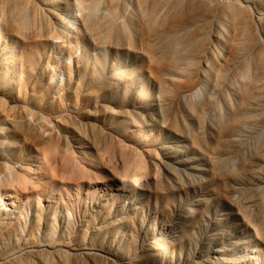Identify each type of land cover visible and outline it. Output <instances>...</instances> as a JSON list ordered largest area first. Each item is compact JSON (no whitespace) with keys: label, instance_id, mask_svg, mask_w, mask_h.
<instances>
[{"label":"rangeland","instance_id":"obj_1","mask_svg":"<svg viewBox=\"0 0 264 264\" xmlns=\"http://www.w3.org/2000/svg\"><path fill=\"white\" fill-rule=\"evenodd\" d=\"M32 1L26 41L0 5V264H264V0Z\"/></svg>","mask_w":264,"mask_h":264},{"label":"bare ground","instance_id":"obj_2","mask_svg":"<svg viewBox=\"0 0 264 264\" xmlns=\"http://www.w3.org/2000/svg\"><path fill=\"white\" fill-rule=\"evenodd\" d=\"M76 2L79 4L81 10L88 6V2L85 0H77ZM0 5L2 7L1 8L2 14H5L2 16L5 24L13 28V30H15L19 34L18 36L19 39L24 40V41H26L27 39H31V36H34V34L33 33L29 34L30 32H27L28 26L25 23V20L30 15L29 8L32 6H35L36 3H33L32 0H0ZM45 5L48 8L47 3ZM89 5H91V7L96 6V5L93 6V4H89ZM29 26L33 27L32 25H29ZM6 71H9V70H6ZM3 75L6 76V73ZM0 88H4V87L0 85ZM1 90L2 89H0V91Z\"/></svg>","mask_w":264,"mask_h":264}]
</instances>
